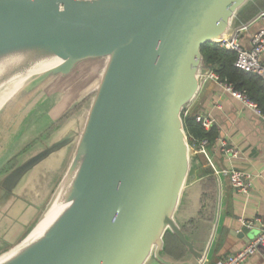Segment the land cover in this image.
Masks as SVG:
<instances>
[{"label": "water", "instance_id": "obj_1", "mask_svg": "<svg viewBox=\"0 0 264 264\" xmlns=\"http://www.w3.org/2000/svg\"><path fill=\"white\" fill-rule=\"evenodd\" d=\"M249 1L0 0V51H7L0 71L61 57L19 79L41 84L104 61L92 65L100 69L86 91L93 94L85 127L40 234L11 264H145L152 255L164 262L167 233L201 263L204 253L176 219L195 165L183 112L209 70L202 47L228 37ZM236 236L250 238L243 230Z\"/></svg>", "mask_w": 264, "mask_h": 264}, {"label": "crops", "instance_id": "obj_2", "mask_svg": "<svg viewBox=\"0 0 264 264\" xmlns=\"http://www.w3.org/2000/svg\"><path fill=\"white\" fill-rule=\"evenodd\" d=\"M261 10L264 0H250L236 14L230 31ZM261 28L264 22L241 36L244 48L250 47V37ZM98 63L104 61H86L73 74L41 84L25 78L0 92V257L30 240L47 215L79 145L93 94L86 92L79 100L73 85L91 84L100 69L94 72L92 65ZM192 110L209 116L219 135L208 146V156L193 154L192 177L176 219L195 249L204 253L205 264H215L248 242L236 236L240 230L251 241L264 223V120L206 77ZM222 142L238 150V157L225 155ZM231 167L254 176L249 195L236 192L226 175L214 172ZM207 185H213L214 193L205 194L208 199L203 201ZM257 218L253 229L243 226V220ZM160 254L164 262L152 255L145 264L196 262L173 233L165 235ZM244 264H264V251Z\"/></svg>", "mask_w": 264, "mask_h": 264}, {"label": "built area", "instance_id": "obj_3", "mask_svg": "<svg viewBox=\"0 0 264 264\" xmlns=\"http://www.w3.org/2000/svg\"><path fill=\"white\" fill-rule=\"evenodd\" d=\"M264 22V10H261L248 22L236 26L228 37L222 42L221 46L232 50L236 53V60L234 66L244 72L255 73L264 79V28L256 31L250 37V47L244 48L241 44V36L250 31V29L257 23ZM206 79L214 80L219 86L232 97L243 102L244 105L251 108L255 114L264 120V114L257 105V103L250 100L243 92L237 91L231 84H228L220 78V76L213 70H208L204 73ZM193 103V102H192ZM192 103L186 108L185 114L192 108ZM196 121L205 129H210L213 126L212 119L204 114H197ZM189 139V138H188ZM191 141L190 149L194 154H202L208 156V146L211 144L206 138L204 139H189ZM221 151L230 158H236L239 155L238 150L233 146L222 142L220 146ZM209 163H211V160ZM216 174L220 172L226 175L232 185L233 189L241 194L249 195L252 189L253 175L246 170H239L234 167L224 168L222 170H215ZM259 220H243V226L246 229H253L255 221ZM258 234L245 243L240 249L229 254L228 256L219 259L215 264H244L248 259L259 252V247L264 248V223L260 225ZM200 264H205V257Z\"/></svg>", "mask_w": 264, "mask_h": 264}, {"label": "trees", "instance_id": "obj_4", "mask_svg": "<svg viewBox=\"0 0 264 264\" xmlns=\"http://www.w3.org/2000/svg\"><path fill=\"white\" fill-rule=\"evenodd\" d=\"M201 51L203 66L213 70L222 80L231 84L237 91L245 93L250 100L257 103L264 114V79L255 73L244 72L236 68L234 66L236 53L221 46L220 43H208L202 47ZM197 114L199 113H194L192 108L187 114H185V111L183 112L184 127L188 138H191V140L206 138L212 144L219 135L218 129L216 126L205 129L196 121ZM189 142L191 143V141ZM213 189V185L204 187L203 201L208 199L205 194L208 196V193L213 191Z\"/></svg>", "mask_w": 264, "mask_h": 264}, {"label": "bare ground", "instance_id": "obj_5", "mask_svg": "<svg viewBox=\"0 0 264 264\" xmlns=\"http://www.w3.org/2000/svg\"><path fill=\"white\" fill-rule=\"evenodd\" d=\"M6 50L0 51V60L2 61L6 55ZM61 57L54 55H44L38 56L36 58L27 59L26 61H14L4 65V69L0 71V86L6 82L10 81V84L18 81L25 75H30L36 72L47 70L51 67L58 65L61 62ZM45 219V218H44ZM44 221L41 222V225L38 230H36V234L33 235L28 242L20 250L13 252L3 258L0 259V264H11L12 262L18 260L30 247V245L34 242L35 238L38 237Z\"/></svg>", "mask_w": 264, "mask_h": 264}, {"label": "rangeland", "instance_id": "obj_6", "mask_svg": "<svg viewBox=\"0 0 264 264\" xmlns=\"http://www.w3.org/2000/svg\"><path fill=\"white\" fill-rule=\"evenodd\" d=\"M90 82H92L90 84V86L88 84L83 85L81 83H76V84L73 85L79 91V100L82 98L83 94L86 93V91H88V89L93 88V86L95 84V80L92 79Z\"/></svg>", "mask_w": 264, "mask_h": 264}]
</instances>
